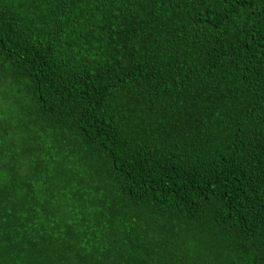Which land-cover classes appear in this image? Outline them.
<instances>
[{
  "label": "trees",
  "instance_id": "obj_1",
  "mask_svg": "<svg viewBox=\"0 0 264 264\" xmlns=\"http://www.w3.org/2000/svg\"><path fill=\"white\" fill-rule=\"evenodd\" d=\"M0 264H264V0H0Z\"/></svg>",
  "mask_w": 264,
  "mask_h": 264
}]
</instances>
